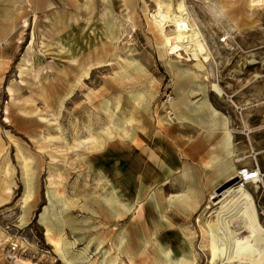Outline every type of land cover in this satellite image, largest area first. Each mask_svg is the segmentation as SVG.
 Instances as JSON below:
<instances>
[{"label":"rangeland","instance_id":"rangeland-1","mask_svg":"<svg viewBox=\"0 0 264 264\" xmlns=\"http://www.w3.org/2000/svg\"><path fill=\"white\" fill-rule=\"evenodd\" d=\"M159 1L0 0V139L5 147L0 153V198L3 188L12 189L8 200L0 204V264H104L106 257H117L113 264H168L155 241L147 246L144 243L143 236L149 238L147 219L133 231V223L143 219L138 208L119 219L103 202L118 193L127 203L132 190L139 186L120 132L122 123H128L133 115L131 103L139 96L143 146L158 153L168 169L158 173L157 186L168 179L159 199L164 202L172 195L200 189L205 196L201 210L208 203L212 210L222 203L229 205L236 193L218 204L212 203L211 194L219 188L239 186L238 177L229 183L207 180L206 165L223 153L221 134L232 131L233 160L240 159L235 164L237 176L240 168L255 163L260 169L261 178L246 188L254 197L264 226V26L257 49L226 50L216 39L227 30L208 13L205 0H171L180 17L191 20L195 13L202 21L213 57L211 77L177 79L173 64L178 70L191 63L178 57H184L179 48L164 53L167 25H159ZM210 5L216 10L215 3ZM235 41L238 44L236 37ZM97 61L106 62L92 66L80 84V68ZM37 70L40 76L35 81ZM9 88L14 90L13 98ZM119 95L122 105L117 108ZM170 99L179 105L173 108L176 112L168 107ZM205 102L216 111L214 114L202 110ZM25 107H36L57 119L69 143L76 137L86 139L89 125L94 134L100 133L108 107L115 114L116 138L96 151L83 152L76 161L63 143L45 141L58 129L23 114ZM194 107L201 110L194 111ZM157 113L168 114L175 125L161 127ZM178 118L188 127L179 126ZM210 129L216 133L213 139L203 134ZM16 144L24 153L27 180L34 188V198L28 201L23 159ZM51 163L59 166L52 167ZM213 163L216 169L221 164L220 160ZM50 174L53 179H64L57 192L49 186ZM95 197L99 201H93ZM65 203L70 208H65ZM200 213L186 218L171 211L168 217L174 222L173 228L182 229L180 235L194 238L196 264H212L215 251L202 244L201 225L197 223ZM148 215L145 209V218L149 219ZM128 228L134 240L127 241ZM119 236L125 237V251H114ZM134 241L139 251H128ZM60 243L62 249L58 251ZM146 247L148 258L138 255Z\"/></svg>","mask_w":264,"mask_h":264},{"label":"crops","instance_id":"crops-1","mask_svg":"<svg viewBox=\"0 0 264 264\" xmlns=\"http://www.w3.org/2000/svg\"><path fill=\"white\" fill-rule=\"evenodd\" d=\"M205 3L208 4V6H206L208 13L210 15H213L215 19H217L216 17L217 14L220 13L219 14L220 18L219 20L218 19L217 20L219 21L220 24H223L225 26V29L227 31H229L232 34H235L239 47L241 48L249 47L251 49H257L259 47L260 45L259 33H260V30H262L264 26V0H205ZM211 3L216 4L217 6L216 10L210 5ZM177 8H178L177 5L174 6L172 12L166 18L164 17L163 11L162 10L159 11V13L161 12V19H162L159 22V25L164 26L165 23L167 25V29L164 31L165 35L163 36L164 38L163 43H162L163 51L166 54L168 52L174 51L175 48H179L184 54V57L179 56V55L178 57L185 58L187 62L191 63V66L189 65L188 67H185L183 69L178 68V70H176V65L173 64V68H175V72L177 74L176 75L177 79H187L188 81L200 80V79L206 80L207 78L211 77L210 75H212V71L210 68V65H211L210 61L213 59L212 50L208 46V41H207L206 35L204 34V29H206V27L204 26L202 21L197 17V15L191 12L192 13L191 20L198 24L197 28L194 29L193 31L194 39H192V41L187 43V45L180 44L182 40L179 37L174 38L173 36L172 37L168 36L169 26H172L177 31L178 34L179 32L181 34L183 30V25H182L181 20L179 19L180 18L179 11L177 10ZM130 65L132 64L130 63ZM201 65H204L205 69H201L200 68ZM125 72L126 70L124 71V73ZM179 74H182V76L181 75L179 76ZM141 99L142 98L139 96L134 102L131 103L133 105L132 106L133 115L129 117L128 123H122L124 129H121L120 131L121 138L123 139V143L125 144V150L127 151L129 167L132 169L133 173L135 174V177H136V180L139 186L135 191L132 190L131 201L127 203L122 202L118 193H116L115 195L114 194L110 195L109 197L106 198V199H110V200L112 199L115 201L112 207L109 206L105 202V200L103 202L105 203V205L108 206V209L111 215L119 219L128 217L130 213L127 212V210L128 211L132 210V212H134L138 208L139 215H141L144 220L141 219L138 222H134L133 231L136 232V229H137L136 225L138 224L139 226H142L141 225L143 224L142 222L147 219V223L149 224L148 226L149 238H146L143 236L144 243L147 245L148 239H150L151 241H155V239H158L159 237L163 236L166 232H169L173 229H177L180 232H182L181 228H173L174 222L173 220H171V218L168 217L169 212L176 211L178 213L185 215L186 218H191L196 213L194 211L186 212V210H184L180 206L179 203H175L172 200L174 199L177 200V198L184 196L187 198V200L194 202L195 198L197 197L194 195H197V194L199 195L200 193L203 192V190L193 189L186 193L175 194V195H172L170 198L165 199L164 202L161 201L162 199H159V197L162 198L161 187L168 183V179L164 178L160 182V185L158 186L155 183L160 180L158 173L167 172L168 169H167V165L164 163V159H162L158 153L156 154L150 148H145L143 146L141 135H140L141 134V119L139 116L140 112L138 111L140 107L137 105L138 101ZM174 103L172 107H169V109L176 112V110H174L173 108L178 107L179 105H177V103L175 104ZM115 105L117 108H119L122 105V97L120 95L116 98ZM202 108H203L202 110L210 111L212 114L216 112L215 110H213V108L210 107V105L207 102L204 103V107ZM108 109L110 108L105 107V112L107 113L105 117L106 123L100 127V133L94 134L92 126L91 125L88 126L89 127L88 136L91 133V135L94 138H96L97 141H99L98 143H100L101 141L100 143L101 145L99 144L97 149L93 151H96L99 148H101L102 145L106 141H114L116 138V135H115L116 131L114 129V126H116L117 123H116V119H113L115 117V114L114 112ZM193 110L199 111L201 109L194 107ZM164 114L157 113L158 122L160 126L163 128L174 126L175 123L173 119L168 114L166 113ZM167 116L170 119L169 123H167L168 122ZM178 119H179V123H178L179 126L185 125L188 127V123L185 120H183L182 118H178ZM133 120L137 121L136 124H133V127L138 129V132L134 135L132 139L130 138L131 139L130 140L127 137V133L130 127H132ZM111 121L113 122V124ZM108 131L111 132V136L106 135ZM203 134L206 137H211V139H213L216 136L215 131L212 129L205 131ZM229 135H231L232 146H233V149L235 150L234 144H233L232 131H228L226 133L221 134L222 138L220 137L221 140L219 141V147L222 148L223 153L219 157L218 156L213 157L211 161L207 163L206 165L207 180H212V181L216 180L219 182L221 181L222 176L227 171V165L229 161L227 141H228ZM64 138L66 141H63L61 143H63L66 146V151L68 149V146L74 144V141L76 139L84 140L82 137L81 138L76 137L73 139L72 143H69L68 136L66 134ZM93 151H88V153L93 152ZM83 152H80V156H78L79 153L77 152H74V153L68 152V153L69 155H72L76 161H79L83 155ZM216 160L218 161L220 160L221 162V164L219 165V168L217 169L214 167V163H213V161H216ZM250 167L252 166H249L247 168H250ZM183 174L184 176L186 175L185 172ZM152 191H153V194H151ZM202 194L204 195V192ZM203 197L205 198V196ZM96 199L97 201H99V199L96 197L93 198V201H95ZM145 209L146 211L147 210L149 211V215H148L150 216L149 219L145 218L144 216ZM126 232H127L126 236L128 238L127 241H130L131 238L132 240H134L133 237H130L129 228ZM121 240L125 241V237L119 236L115 240V245L117 247L114 249V251H125L124 249L125 244L123 241H122L123 243L121 244Z\"/></svg>","mask_w":264,"mask_h":264},{"label":"bare ground","instance_id":"bare-ground-1","mask_svg":"<svg viewBox=\"0 0 264 264\" xmlns=\"http://www.w3.org/2000/svg\"><path fill=\"white\" fill-rule=\"evenodd\" d=\"M104 1H106V0H104ZM159 7L163 11L165 18L172 12V10L174 8L171 0H160L159 1ZM219 14H217V16H216L218 20L220 18ZM105 15H106V13L103 15L104 23L107 19V16H105ZM180 18L182 20V25H183V30H182L181 34H180V32L178 34L177 31L172 26H169L168 36H170V37L173 36L174 38L179 37L182 40V42H180V44H186L187 45V43H189L190 41H192V39H194L193 31H194V29L197 28L198 24L193 22L192 20L186 19L183 16H181ZM165 29H166V27H165ZM102 62H106V61H97V63H95L93 65L80 68V75L78 77V79H79L78 81L80 82V84L83 82V79L89 75V72H92V71H90L92 66H94L96 64H100ZM200 68L205 69L204 65H201ZM125 70H126V68L124 67L123 73ZM39 72L37 70V72H35V74L33 75L35 81L39 80V76H40ZM180 75L182 76V74H179V76ZM210 76H212V75H210ZM9 93H10L11 97L13 98L14 97L13 88H9ZM173 103L174 102L170 99L168 101V107H172ZM108 110H111V109H108ZM22 113L27 115V116L35 117L42 124L44 123L48 126L55 127L58 129V133L56 134L57 136L56 135H50L47 137L45 136L46 137V139L44 138L45 141H47V142H58V143L66 141L64 138L65 134L63 133L61 126L57 123V122H59V121H57V119L49 118L47 116V114H43L36 107L30 108V109L25 107L22 109ZM111 114H113V113H111ZM167 118H168L167 123H169L170 119L168 116H167ZM113 119H115V117ZM130 122H132V121H130ZM136 123H137V121L133 120L132 127H130V129L127 133L128 139H130V138L132 139L134 137V135L138 132V129L133 127V124H136ZM112 124H113V122H112ZM122 129H124V128L122 127ZM106 135L111 136V132L108 131V133H106ZM122 136H124V135H122ZM1 140L2 139H0V153L3 152L4 148H5L4 144L2 143ZM98 142L99 141H97V139L94 138L90 133L89 136H87V138L84 140L76 139L74 141V144L68 146L67 151L69 153L77 152V153H79L78 156H80V152H83V151L88 152V151H93V150L97 149V147L101 143V141H100V143H98ZM15 146H16V150H17L19 157L21 159H23L24 153L22 152V150L20 149V147L17 144ZM227 146H228L229 160L230 161H228L229 163L227 165V171L222 176L221 181H219L218 183H221L222 181H225V180H226L225 181L226 183L227 182L229 183V181L233 180L235 177L239 178V174L237 176L235 164H236V162H239L240 159L233 160V156H235V150L233 149V146H232L231 135H229V137H228ZM22 161H23V164H22L23 175L22 176H23V180H24V183L26 185L27 192H28L27 193L28 197L26 198V201H28V199L34 198L33 197L34 196V188H33V185H30L28 180H27L26 164L24 163V159ZM51 166L52 167H58L59 165H58V163H51ZM63 166H65V165H63ZM6 167H5L6 168L5 172L7 174H9L10 173L9 168H8V166H6ZM63 180L64 179L61 176H56L53 179L52 175L50 174V176H49V184L50 185L49 186H50L51 190L57 192L58 186H60L63 183ZM255 181L256 180L250 181L246 185L240 182L239 186H233L232 185V188L231 187L226 188V189L219 188L217 190V192L215 191L213 194H211V195H213L212 197L210 196L211 197L210 200L212 201V203L218 204L222 200H225V198H227V196L231 195L232 193H236L237 195L235 196L234 199L231 200L229 205L223 206V203H222L219 206V208H217L216 210H212L213 208L209 205L210 203H208L207 206L204 207L203 210H201L202 209L201 207H202L203 201H204V197L202 194L203 192L200 193L199 195L198 194L194 195V196H197L195 198L194 202L187 200V198L184 196L177 198V200H175V199L172 200L175 203H179L180 206L184 210H186V212L187 211H194L197 215V213H199L201 211L199 217L197 218V223L199 224L198 226L201 225L200 228H201L202 244L205 247L213 248V251H215L213 254L212 264H264V226L261 223V220H260L261 214L258 211L257 204L254 200V197L246 188L247 185L256 184V183H253ZM257 184H259V183H257ZM11 192H12V189L10 186H6L5 188H3V196H2L3 198H0V204L3 203L4 201L8 200V198L11 195ZM35 196H36V194H35ZM192 198H194V197H192ZM96 200H95V202H96ZM105 202L109 206L112 207L114 205L115 201L112 199L110 200V199L105 198ZM116 204H118V203H116ZM64 205H65V208H70V205L68 203H65ZM127 212L131 213L132 210H129V211L127 210ZM213 215H214V217H212ZM210 217L212 219L214 218L215 220L214 221L212 219L209 220ZM23 220H24V218L22 219V221ZM203 222H205V224L209 223L208 228H206L205 224H204V226H202ZM180 233L181 232L179 230L173 229L169 232H166L163 236L159 237L158 239H155V244L157 246L158 251H161V253L164 255V257H166L168 264H172V262H174L175 264H196V257L197 256H195V253H194L195 249H194V246L192 243V240L194 238L192 239L191 237L186 236L184 234L182 236V235H180ZM122 241L123 240H121V244L123 243ZM151 242L152 241L150 239L147 240V244H149ZM58 246H59L58 251H61V249H62L61 243L58 244ZM98 247H99V245H98ZM128 251H139L138 249H136L135 241L132 243V246L129 248ZM141 251H143V252H140L138 255H141L143 257L146 256L148 258V256H147V252L149 251L148 248L146 247V248L142 249ZM164 251H166V252H164ZM173 251H181V252L179 254H174ZM109 253H110V251H109ZM136 255H137V253H136ZM131 257H133V256H131ZM117 261H118L117 257L113 258L112 260H110L109 258L106 257L104 259L103 263L104 264H113Z\"/></svg>","mask_w":264,"mask_h":264},{"label":"built area","instance_id":"built-area-1","mask_svg":"<svg viewBox=\"0 0 264 264\" xmlns=\"http://www.w3.org/2000/svg\"><path fill=\"white\" fill-rule=\"evenodd\" d=\"M216 40L217 43L221 47L226 48V50H233L235 48H239L237 42L235 41V37L232 35V33H229L228 31L220 33ZM238 174V179L241 183L245 185L248 184L250 181L261 178L260 169L256 163L250 168H241Z\"/></svg>","mask_w":264,"mask_h":264}]
</instances>
